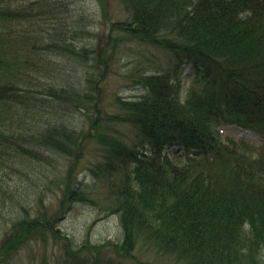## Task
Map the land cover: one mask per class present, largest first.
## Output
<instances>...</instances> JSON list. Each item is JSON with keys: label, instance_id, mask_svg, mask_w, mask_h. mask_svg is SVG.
<instances>
[{"label": "trees", "instance_id": "16d2710c", "mask_svg": "<svg viewBox=\"0 0 264 264\" xmlns=\"http://www.w3.org/2000/svg\"><path fill=\"white\" fill-rule=\"evenodd\" d=\"M119 3L124 19L100 21L66 0H0V178L14 176L0 179V262L29 240L53 239L63 257L53 264L77 255L106 264L99 253L108 244L126 258L146 248L153 264H264V0ZM101 24L105 42L88 45L84 35ZM53 51L86 66L77 88L58 84ZM116 52L129 58L141 92L115 94L117 111L98 128V83ZM187 64L193 73L182 90ZM81 101L94 110L88 128L58 121ZM223 125L261 140L222 135ZM88 141L100 150L90 170L105 191L103 215L118 213L119 224L115 241L73 250L56 224L75 201L98 205L76 175ZM48 172L46 183L60 188L54 205L39 188Z\"/></svg>", "mask_w": 264, "mask_h": 264}, {"label": "rangeland", "instance_id": "374dc122", "mask_svg": "<svg viewBox=\"0 0 264 264\" xmlns=\"http://www.w3.org/2000/svg\"><path fill=\"white\" fill-rule=\"evenodd\" d=\"M20 1V0H19ZM33 1V0H26ZM70 5L68 8L77 7L82 9L85 13H96L100 21H107L108 19L112 20H122L125 18V12L122 10V7L119 3V0H105V15H101L100 6L97 0H66ZM100 9V11H99ZM108 15V17H107ZM39 31H43L45 34L46 31L51 27V20L48 17H44L42 20H38ZM101 30H100V29ZM99 28H94V32L102 33L104 25L101 24ZM96 36H86L84 35V41L88 45H95L98 41L101 43L105 42V35H100V38ZM75 40H80L79 37L74 38ZM83 41L77 43L81 44ZM87 46V45H86ZM153 56L158 55L159 50L151 49ZM56 53V54H55ZM49 55L53 57L56 61L61 63L60 66L62 77L59 81V85L68 84L77 88L78 84L81 83L80 80L84 79V72L86 69L85 65H81L80 61L72 58V56L65 55L58 52H49ZM116 58L112 61V68L110 71L105 73V77L98 83L101 88V99L98 104L99 110L101 109V119H99L100 127L104 126L105 118L103 116L107 113H114L117 109L113 106V98L115 94H118L122 97L128 98L133 94H137L140 91V87L133 85V80L135 77H129V67L130 64L129 58L124 55V53L116 52ZM153 56L149 57L150 61L153 62L155 58ZM164 56V55H161ZM81 66V69H80ZM192 71L189 68V65H186L181 74L182 81V90L186 89L191 82ZM65 78V79H64ZM133 78V79H132ZM80 81V82H79ZM184 92V91H183ZM62 106V102H59ZM89 109V110H88ZM84 108L83 101L78 105L77 110L72 107H67L62 110L64 118H59L58 121L64 122L67 127L80 129L81 127L88 128L90 125L87 115L95 116L94 110L92 108ZM121 127V125H118ZM121 129V128H120ZM240 129L223 125L221 127L222 135H231L238 137L239 134L246 132H239ZM249 140H254L253 143H259L261 137L258 135H252V133H247L244 136ZM83 155L80 158V163L78 165V170L76 175L78 179L82 182L84 187L89 188L87 191L91 190V194L97 199L98 205H93L91 203L75 201L72 203L71 209L66 212L56 224V227L60 228L61 232L66 234L68 239H71V244L75 245L73 250L81 247L84 250L88 251L85 245L86 242L92 244H100L106 240L115 241V234L118 231L119 217L118 213L113 212L108 215H103V210L101 209V204L105 203L104 195L105 191L102 187H98L100 184L101 178L97 177L91 169H95V164L99 158V147L98 145L91 143L90 141L86 142L83 147ZM98 154V155H97ZM56 159L62 162V159L56 156ZM40 170V169H39ZM44 171V170H43ZM36 171L33 173L34 176H42V172ZM1 182L7 179V176L13 177L12 174L3 173ZM50 173H47V176H44L42 182L39 185V188L42 189L46 199L51 200V205H54L57 196L60 192V188L56 184L46 183V180H49ZM75 176V175H74ZM16 179V178H15ZM17 181V179L15 180ZM15 181H10L11 185ZM58 184L60 181H57ZM6 183V181H5ZM4 185V184H3ZM49 200V201H50ZM108 203V200H106ZM53 240V239H52ZM52 240H47L44 244L42 241L38 240H29L26 243L22 244L17 251L5 262H0V264H44L50 263L53 264L56 259H63L60 256V248L58 245H61L59 242L55 243ZM78 246V247H76ZM153 251V250H152ZM81 254V253H80ZM134 258H126L124 255L117 254L111 244L106 245L99 253V257L102 262L106 264H143L142 261H148L153 264V253L146 248H139L133 252ZM83 256L77 255L74 258V263L67 262L66 264H83ZM139 260V263L136 262ZM156 261V260H155ZM157 262V261H156Z\"/></svg>", "mask_w": 264, "mask_h": 264}]
</instances>
